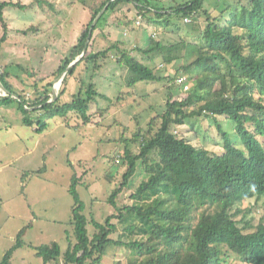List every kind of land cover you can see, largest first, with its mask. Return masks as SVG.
<instances>
[{
	"label": "trees",
	"instance_id": "obj_1",
	"mask_svg": "<svg viewBox=\"0 0 264 264\" xmlns=\"http://www.w3.org/2000/svg\"><path fill=\"white\" fill-rule=\"evenodd\" d=\"M154 3L153 0H107L92 9L89 23L82 27L70 53L53 76L59 77L82 57L66 72L62 88L52 102H49L51 82L34 100H27L13 92L6 82V72L0 73V84L6 90V96L0 97V106L17 103L23 115L22 124L34 127L37 134L49 127L44 118L63 119L74 113L84 125L90 123L89 105L99 96L90 79L112 50L120 54L117 62L125 64L128 86L140 82L170 83L164 112L152 117L144 132L134 133L132 143L137 145L138 152H132L126 144L118 155L110 158L125 169L119 187L108 198L114 214L104 223L92 216L88 220L76 190L80 180L74 175L68 189L74 203L70 223L74 241L68 233L69 243L63 255L55 242L28 245L43 264H100L109 248L126 255L119 264H232L235 261L264 264V215L256 225L236 220L244 202L264 199V0H221L213 8H206L204 0L177 3L168 9L158 8ZM121 4H131L136 17L162 27L174 24V16L177 24L190 26L189 30L198 34L196 43H163L148 37L146 47L135 50L149 64L125 52L120 41H110L101 52L89 54L94 34L101 30L107 13ZM8 6L24 9L19 3H0L3 31L0 47L7 39L3 10ZM185 18L190 19V24L184 23ZM194 50L197 58L181 67L190 88L185 98L179 100L172 94L177 87L181 89L176 78L157 73L155 61L173 67ZM82 65L86 67L84 72L90 73L89 80L79 75L78 93L69 103L61 104L59 100L68 80L75 79ZM202 116L215 121L222 140L220 155L204 146H194L172 132L173 127L182 126L187 119ZM218 117L231 123L240 146L222 129ZM137 166L142 167L144 179L130 194V203L118 206L116 200L135 175ZM27 175L30 173L24 174ZM87 225L93 226L92 235L88 234ZM23 234L24 230L18 233L0 264H11L14 253L27 246L21 240ZM114 234L117 238L110 239Z\"/></svg>",
	"mask_w": 264,
	"mask_h": 264
},
{
	"label": "rangeland",
	"instance_id": "obj_2",
	"mask_svg": "<svg viewBox=\"0 0 264 264\" xmlns=\"http://www.w3.org/2000/svg\"><path fill=\"white\" fill-rule=\"evenodd\" d=\"M105 1L107 0H0V3H19L24 7L8 6L3 10L8 30L6 42L0 47V73L6 72V82L13 88V92L27 100H34L39 92L44 91L46 84L51 82L52 97L55 81L63 74L55 78L54 73L70 53L82 27L89 23L92 9L98 8ZM153 1L156 2V7L168 9L190 0ZM220 2L221 0H204L206 8H213V5ZM175 20L173 16L174 24L168 27H162L156 22L148 23L141 17H136V10L131 4H121L113 12L107 13L100 32L96 31L94 34L95 40L88 53L101 52L110 41H120L125 52L140 62L149 64L135 50L137 47H146L148 37L163 43H196L198 34L191 32L190 26L177 24ZM126 22L131 24L128 27L122 25ZM200 23L203 26L201 20ZM176 25L179 26L178 30ZM2 34L0 25V38ZM196 58L194 50L173 67H166L160 60H156V72L175 79L183 74L181 67L192 63ZM117 60H120V54L112 50L90 79L99 94L89 105L90 123L84 125L74 113L63 119L44 118L49 124L48 134L30 155H23L18 159L14 157L19 146L31 149L34 144L31 140H20L24 135L29 136L31 129L22 124L23 115L18 111L17 103L0 106V127H4L0 133V186L4 185V190L6 188V196L14 197L20 211V218L10 221V224L15 228L26 226L30 213L36 222L33 229L25 234L26 239L21 238L22 241L33 245H50L55 242L62 255L64 254L69 243L68 233H71L69 239L74 241L70 226L74 203L68 193L74 175L80 180L76 190L84 204L83 214L88 220L92 216L97 222L104 223L109 215L114 214L108 198L119 187L125 169L116 164L117 161L114 164L110 158L118 155L126 144L132 152H138L137 145L132 143L134 133L144 132L150 119L164 112L170 85L168 81L140 82L130 87L127 84L125 64ZM85 68L84 65L80 66L75 79L68 80L66 91L59 100L61 104L69 103L72 96L78 93L79 75L82 74L84 80H89L90 73L84 72ZM176 71L179 72L175 73ZM64 76L59 81L57 95L62 88ZM172 94L179 100L187 95L178 87ZM29 116L36 119L34 114ZM218 121L235 144L240 146V139L231 123L224 117H218ZM172 132L194 146H204L211 153L219 155L223 153L221 135L213 118L202 116L187 119L182 126L173 127ZM2 143L8 146L2 149ZM41 168L44 169L43 172L35 174ZM141 168L137 166L135 175L117 198L118 206L130 203V194L144 179ZM25 172L30 175L24 176ZM21 182H24L25 188H22ZM9 203L4 202L1 206L8 207ZM240 210L237 221L256 225L264 215V199L246 201ZM26 229L27 227L23 229L24 232ZM87 230L89 235L95 231L92 225H87ZM116 238V234L110 236V239ZM27 246L14 253L11 264H43L40 258L31 254V249ZM6 250L0 248V261ZM125 258V254L121 255L118 250L109 248L100 264H119ZM232 264L242 263L235 261Z\"/></svg>",
	"mask_w": 264,
	"mask_h": 264
},
{
	"label": "crops",
	"instance_id": "obj_3",
	"mask_svg": "<svg viewBox=\"0 0 264 264\" xmlns=\"http://www.w3.org/2000/svg\"><path fill=\"white\" fill-rule=\"evenodd\" d=\"M27 127V126H26ZM31 129V134H29V136L27 135H24L22 137V139H20L21 141H24V140H31V142H33V146L31 149L29 148H26L24 147V149H22L20 146L18 147L19 148V151L16 152L17 154H15V158H20V157H23L26 156V155H30L33 151H35L38 146L40 145L41 143V140L44 136H47L46 134L48 129L46 130V132L44 133H41L39 135H37V133L35 132L34 128L33 127H28ZM2 130H4V127L1 128L0 127V133L2 132ZM3 144V143H2ZM6 146H8V144L4 143L3 145H1V148H6ZM10 148V146H9ZM16 148V147H15ZM16 148V149H18ZM21 148V149H20ZM15 149V150H16ZM29 161V160H28ZM27 164V163H26ZM31 164V163H29ZM0 165H2V163L0 162ZM2 167V166H0ZM26 173V172H25ZM22 183V188H25V185H24V182H21ZM18 184V183H17ZM20 185V184H18ZM1 188V191H0V248L2 247V250L4 251L5 248L8 250L10 249L15 241H16V237L18 235V233L23 230L25 227H27V229L25 230L24 234H23V237L26 239V236L25 234L27 233V231L29 230H32L33 229V226L34 224L36 223L35 222V219H34V216L31 215L30 213V217H29V222L26 226H22V227H14L13 225L10 224V221H15L16 219L20 218V211H19V207H18V203L15 202L16 200H13L14 197H8L6 196V188L4 190V185H1L0 186ZM21 194V193H20ZM6 203V202H10V206L8 207H3L1 206L3 203ZM13 202V203H11ZM12 204V205H11ZM10 207V208H9ZM29 225V227H28ZM24 240V239H23ZM25 242V241H24ZM27 245H30L32 247H36V246H40V245H33L31 242H25ZM5 247V248H3ZM28 247V246H27ZM30 248V247H28ZM31 249V254H35V252ZM6 250V251H7ZM18 251V250H17ZM16 253V252H15ZM5 254V253H4ZM4 256V255H3ZM3 258V257H2ZM2 260V259H1Z\"/></svg>",
	"mask_w": 264,
	"mask_h": 264
},
{
	"label": "built area",
	"instance_id": "obj_4",
	"mask_svg": "<svg viewBox=\"0 0 264 264\" xmlns=\"http://www.w3.org/2000/svg\"><path fill=\"white\" fill-rule=\"evenodd\" d=\"M185 23H189L190 19L189 18H185L184 19ZM185 79L186 77L184 75H180L177 76L175 79L176 84L179 85V87L181 88L180 90L185 93L186 91L189 90L190 86L188 83H185ZM6 96V90H4V88L2 87V85L0 84V97H5Z\"/></svg>",
	"mask_w": 264,
	"mask_h": 264
},
{
	"label": "water",
	"instance_id": "obj_5",
	"mask_svg": "<svg viewBox=\"0 0 264 264\" xmlns=\"http://www.w3.org/2000/svg\"><path fill=\"white\" fill-rule=\"evenodd\" d=\"M103 13V10L98 14V16L96 17V19L94 20V22H93V24H92V26L96 23V21L98 20V18L101 16V14ZM89 41V38L87 39V42ZM87 42H86V44H87ZM84 52V51H83ZM82 57V55L81 56H79V59ZM79 59H76L74 62H72L70 65H69V67L67 68V70L55 81V84H57V83H59V81H60V79L65 75V73L70 69V68H72L73 66H74V64L79 60ZM5 90V89H4ZM56 97H57V94H56V90L53 88V95H52V98H51V100L49 101V102H52V101H54L55 99H56Z\"/></svg>",
	"mask_w": 264,
	"mask_h": 264
},
{
	"label": "bare ground",
	"instance_id": "obj_6",
	"mask_svg": "<svg viewBox=\"0 0 264 264\" xmlns=\"http://www.w3.org/2000/svg\"><path fill=\"white\" fill-rule=\"evenodd\" d=\"M59 86H60L59 83L55 84L54 89L57 91Z\"/></svg>",
	"mask_w": 264,
	"mask_h": 264
}]
</instances>
